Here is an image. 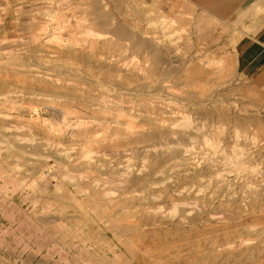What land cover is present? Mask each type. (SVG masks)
<instances>
[{"label":"rangeland","instance_id":"374dc122","mask_svg":"<svg viewBox=\"0 0 264 264\" xmlns=\"http://www.w3.org/2000/svg\"><path fill=\"white\" fill-rule=\"evenodd\" d=\"M180 0H0V264H264V90Z\"/></svg>","mask_w":264,"mask_h":264},{"label":"crops","instance_id":"0c3cea01","mask_svg":"<svg viewBox=\"0 0 264 264\" xmlns=\"http://www.w3.org/2000/svg\"><path fill=\"white\" fill-rule=\"evenodd\" d=\"M228 26L234 70L244 82L264 90V0H180Z\"/></svg>","mask_w":264,"mask_h":264}]
</instances>
